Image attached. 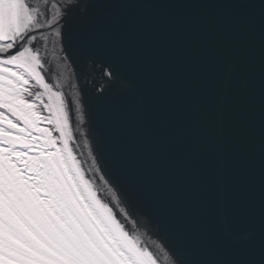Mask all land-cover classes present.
I'll use <instances>...</instances> for the list:
<instances>
[{
	"label": "snow or ice",
	"instance_id": "1",
	"mask_svg": "<svg viewBox=\"0 0 264 264\" xmlns=\"http://www.w3.org/2000/svg\"><path fill=\"white\" fill-rule=\"evenodd\" d=\"M0 264H264V0H0Z\"/></svg>",
	"mask_w": 264,
	"mask_h": 264
},
{
	"label": "water",
	"instance_id": "2",
	"mask_svg": "<svg viewBox=\"0 0 264 264\" xmlns=\"http://www.w3.org/2000/svg\"><path fill=\"white\" fill-rule=\"evenodd\" d=\"M114 92H115V90H114Z\"/></svg>",
	"mask_w": 264,
	"mask_h": 264
}]
</instances>
